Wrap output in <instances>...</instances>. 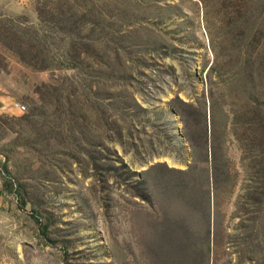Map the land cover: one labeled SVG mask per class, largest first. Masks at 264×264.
I'll return each mask as SVG.
<instances>
[{
	"label": "rangeland",
	"instance_id": "rangeland-1",
	"mask_svg": "<svg viewBox=\"0 0 264 264\" xmlns=\"http://www.w3.org/2000/svg\"><path fill=\"white\" fill-rule=\"evenodd\" d=\"M230 1L96 0L111 26L86 40L96 58L77 60L70 37L39 19L50 0H0V32L44 34L55 66L35 71L0 41V264H264L263 212L231 124L242 107L226 86L236 49L221 43L219 20ZM45 84L63 88L62 110L40 102ZM97 105H110L106 117ZM70 108L77 119L83 109L93 145L106 143L96 164L78 134L69 139ZM225 125L233 187L207 203L204 149ZM175 180L186 193L171 194Z\"/></svg>",
	"mask_w": 264,
	"mask_h": 264
},
{
	"label": "trees",
	"instance_id": "trees-1",
	"mask_svg": "<svg viewBox=\"0 0 264 264\" xmlns=\"http://www.w3.org/2000/svg\"><path fill=\"white\" fill-rule=\"evenodd\" d=\"M89 1L71 0L69 2L67 0H50L53 8L50 9V6L43 4V7L38 10L39 19L42 24H47L51 30L65 33L70 37L71 53L77 60H80L82 55L96 58L92 45L86 40L104 38V36L108 35L106 29L111 26L109 22H106L101 12L94 7L92 2L96 0ZM224 9H226L224 10L225 14L219 20V25L225 31L221 37V43L227 42L230 50L236 49L230 56H225L228 71L230 72L226 86L229 95L234 97L229 105L233 106L239 100L242 107L241 113L233 116L231 124L235 128H239V126L242 128L241 135L237 136L236 139L242 152L241 161L246 163L247 169L250 172L248 174L251 177V182L252 184L253 181L255 183L251 199L261 206L264 230V0H231L230 4ZM109 14L111 16L116 15V13L113 15ZM120 16L124 17L123 14ZM87 27H89L87 29L89 33L82 35V31L86 30ZM236 27L238 28V34L233 31ZM99 29L100 31H98ZM42 38H39L36 33L32 40L37 43H33L32 41H26V39L17 35V33L11 32L10 29H2L0 32V41L8 49L15 52L23 64L35 71L45 72L54 69L55 66L53 59L50 57L49 49L38 43ZM233 66L236 67L235 72L232 71ZM77 67L78 65L75 64L74 68ZM61 89L63 90L62 87ZM62 90L46 84L43 85V87L38 88L40 102L44 107H51L55 111L62 110L63 106H61L60 97ZM173 103L176 106H174L175 108H177V104L185 105L178 99H175ZM110 108L109 105L108 109ZM89 109L102 117L108 115L106 106L97 105L94 108L89 106ZM72 112V108H70L67 113L69 114V122L65 125L69 127L67 131L70 135L78 134L80 140L85 145L80 147V155L93 159L96 164V161L99 160L98 155L103 156V153L109 152L106 143L101 140L98 146L93 145L92 125L87 120L83 109H80L78 119L74 117ZM79 119L81 120L79 121ZM107 131H110L109 125ZM225 133L226 125L221 132H216L212 129L210 152H207V148L204 149V161H208L210 156L212 164V189L207 187L204 190L205 195H203L207 198V203L211 198L216 197L215 194L220 185L226 189L233 187L232 175L226 164L227 158L225 156L227 152L222 147L225 142ZM106 137L107 141L113 140V137L109 134H106ZM217 138H219V142L215 144L214 141ZM69 139L76 140L74 135L69 137ZM217 147H221V158L225 157L223 158L225 163L221 168L217 164L219 160ZM206 173L207 181L205 186H208L210 184L208 180L210 176L208 177V171ZM188 187L189 183L186 185L175 180L171 194L178 195L180 189H182L181 194L186 193ZM141 192L135 193L132 197H137L145 202L148 196Z\"/></svg>",
	"mask_w": 264,
	"mask_h": 264
},
{
	"label": "built area",
	"instance_id": "built-area-1",
	"mask_svg": "<svg viewBox=\"0 0 264 264\" xmlns=\"http://www.w3.org/2000/svg\"><path fill=\"white\" fill-rule=\"evenodd\" d=\"M12 108H14V109H16V110H18V111H21V112L26 111V107L23 106V105L20 104V103H14Z\"/></svg>",
	"mask_w": 264,
	"mask_h": 264
},
{
	"label": "crops",
	"instance_id": "crops-1",
	"mask_svg": "<svg viewBox=\"0 0 264 264\" xmlns=\"http://www.w3.org/2000/svg\"><path fill=\"white\" fill-rule=\"evenodd\" d=\"M13 3L16 4L15 2H13ZM12 7H14V5H12ZM5 98H7V96L0 95V107H3L2 104H4Z\"/></svg>",
	"mask_w": 264,
	"mask_h": 264
},
{
	"label": "bare ground",
	"instance_id": "bare-ground-1",
	"mask_svg": "<svg viewBox=\"0 0 264 264\" xmlns=\"http://www.w3.org/2000/svg\"><path fill=\"white\" fill-rule=\"evenodd\" d=\"M167 159H168V158H167ZM168 161H170V160L168 159ZM168 161H167V162H168ZM170 162H171V161H170ZM168 163H169V162H168Z\"/></svg>",
	"mask_w": 264,
	"mask_h": 264
}]
</instances>
